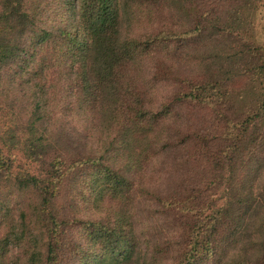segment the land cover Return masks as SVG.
<instances>
[{
    "label": "trees",
    "instance_id": "16d2710c",
    "mask_svg": "<svg viewBox=\"0 0 264 264\" xmlns=\"http://www.w3.org/2000/svg\"><path fill=\"white\" fill-rule=\"evenodd\" d=\"M46 1L0 0V82L3 72L15 79L35 67L47 42L61 44L70 70L64 93L93 124L104 109L115 128L100 148L87 136L86 151L70 154V134L45 127L34 96L21 143L41 169L15 183L38 201L10 237L22 255L30 264H264V54L250 19L263 0H61L77 11L76 30L46 22ZM166 13L188 26L164 24ZM146 18L150 32L138 28ZM47 68L40 64V78ZM239 78L261 93L236 114ZM159 85L171 92L156 105ZM14 163L0 149V180ZM74 173L76 183L94 174L68 195L69 214L73 206L60 202ZM97 197V213L80 214ZM28 216L44 232L39 251L25 236Z\"/></svg>",
    "mask_w": 264,
    "mask_h": 264
},
{
    "label": "rangeland",
    "instance_id": "374dc122",
    "mask_svg": "<svg viewBox=\"0 0 264 264\" xmlns=\"http://www.w3.org/2000/svg\"><path fill=\"white\" fill-rule=\"evenodd\" d=\"M28 2V1H27ZM30 4V0H29ZM43 7H47V13L45 15V20L49 24H57L63 22L62 25L68 26L71 23V26L76 30L77 25L79 24L77 18V11L68 13V6H63L61 0H47ZM1 6V5H0ZM259 10L253 16L249 15L251 20H253V31L251 35L254 37L253 41L256 43V46H259L262 49L264 54V0L258 4ZM196 13L193 11L190 17L195 19ZM248 16V14H247ZM166 18L164 24H173V25H183L188 26L189 21L185 17L181 19L173 18L171 15L166 13L164 15ZM254 18V19H253ZM152 19L146 18L141 20L140 27L145 32L151 31V26L154 22ZM137 24V23H135ZM144 24V25H143ZM80 25H78L79 27ZM160 28L157 27L156 30ZM137 29L135 36H141L140 31ZM141 30V29H140ZM82 32V30H79ZM127 32V29L125 30ZM132 34V33H130ZM143 35L144 32L141 31ZM82 41V36L79 37ZM50 43V42H49ZM48 42L44 44L43 53L37 55L36 60L39 62L34 67V64H31L29 68L26 69L23 77L12 78V73L1 74V85H0V149L2 152L11 157L14 160V167L11 170L12 174H1L0 180V214H4L5 217L0 218V247H3L2 254L4 257H0V264H30L32 260L26 255H22L21 249L18 248L14 242L12 235L20 234L22 224L20 222V214L25 212L26 214H34V206L37 205V194L35 191H17L16 179L21 176L36 175L38 170L41 169L38 165L31 164L23 155L22 151V139L25 137L23 131L28 130L26 121L29 120L30 116L34 112L33 110V100L39 97L42 99L41 114L43 115L46 125L45 127L49 130H57L58 134L65 136L70 134L71 142L66 143L64 146L70 154H75L74 148L80 149L82 152L86 151L85 149V138L89 136L93 142H96L97 145L103 146L108 136L112 134L110 132L115 127H107L108 125L104 120L108 119L107 115L104 113V109L100 110L99 113L94 117V124L91 121L93 116L91 113H81L79 112V107L75 105L76 99L70 93H64L63 86L65 81L69 77L70 70L68 68V58L63 57L65 54V48L61 44L52 43L50 46ZM47 64L48 68L43 74V77L40 78L36 70L39 68L40 64ZM238 86L242 87L245 92H233V106L236 114L243 112L246 107L254 106L258 101L257 98L261 90L255 84H252L251 87L255 91V94L246 90L244 88L243 78H239ZM255 80L253 79L252 82ZM156 91L153 93L152 100L155 101V104L158 105L159 102L166 100L168 98L169 92L171 89L159 85L156 87ZM247 91V92H246ZM64 93V94H63ZM64 95V98H63ZM69 95V100L66 99V96ZM256 96V97H254ZM74 101V106L70 107L68 102ZM154 105V107L156 106ZM37 116L33 117L34 120ZM115 122V121H114ZM43 127L42 129H45ZM110 130V131H109ZM39 132L37 136H39ZM13 139V140H10ZM75 140V143L73 141ZM15 144V145H14ZM98 147V146H97ZM77 150V149H76ZM78 153V152H76ZM161 166L160 168H162ZM93 174L85 178L84 180L75 182L79 174L74 173L69 178L67 186V199L66 201L60 202L66 203L67 205H72V208H69V214L74 210V205L70 201L68 195L73 194L77 190H85L87 186H90L91 180L93 179ZM99 176H96L98 179ZM150 179V177H148ZM76 183V184H75ZM99 188L96 192H99L104 188L103 182L99 181ZM78 188L76 189V186ZM260 185L264 189V178L261 180ZM74 188V190H73ZM87 198L92 197V191H86ZM89 201V200H88ZM87 200L82 203V213L89 216L92 213H97V208L102 205L103 198H96L93 200V204ZM33 212V213H32ZM135 214H140L139 211H135ZM27 222L29 223V228H27L25 236L27 241L30 242L34 250H40L44 240V232L40 226V223L37 221V218H31L28 216ZM86 244V243H85ZM87 244H90L89 241ZM95 244V243H93ZM98 245V244H95Z\"/></svg>",
    "mask_w": 264,
    "mask_h": 264
}]
</instances>
